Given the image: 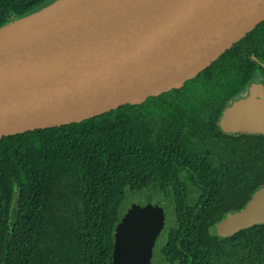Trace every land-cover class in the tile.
<instances>
[{"label": "trees", "instance_id": "obj_1", "mask_svg": "<svg viewBox=\"0 0 264 264\" xmlns=\"http://www.w3.org/2000/svg\"><path fill=\"white\" fill-rule=\"evenodd\" d=\"M50 1L0 0V26ZM263 57L264 21L180 89L1 137L0 264H112L126 190L149 186L169 217L157 264H264V223L208 232L264 185V134L218 126Z\"/></svg>", "mask_w": 264, "mask_h": 264}, {"label": "water", "instance_id": "obj_2", "mask_svg": "<svg viewBox=\"0 0 264 264\" xmlns=\"http://www.w3.org/2000/svg\"><path fill=\"white\" fill-rule=\"evenodd\" d=\"M264 21V0H51L0 26V138L93 118L180 89ZM225 133L264 134V90L226 106ZM158 204L116 223L112 264H151ZM264 223V185L208 228L220 239Z\"/></svg>", "mask_w": 264, "mask_h": 264}, {"label": "rangeland", "instance_id": "obj_3", "mask_svg": "<svg viewBox=\"0 0 264 264\" xmlns=\"http://www.w3.org/2000/svg\"><path fill=\"white\" fill-rule=\"evenodd\" d=\"M255 73H258L257 69H255ZM160 198L161 197L158 193H156L154 186H149V187L142 189L140 191L126 190L125 198L123 200V203L121 204V214H123L125 212V210L131 204L145 205L147 203L160 205L164 209V213H165V206H164V204H162L160 202ZM168 220H169V217H168V214L166 212L164 225L166 224V221H168ZM161 233H160V235H161ZM159 236L156 239V242H155V245L153 248L151 264H157L159 262V259H158L159 257H158V254L156 252V244H157V240H159Z\"/></svg>", "mask_w": 264, "mask_h": 264}, {"label": "flooded vegetation", "instance_id": "obj_4", "mask_svg": "<svg viewBox=\"0 0 264 264\" xmlns=\"http://www.w3.org/2000/svg\"><path fill=\"white\" fill-rule=\"evenodd\" d=\"M264 58V57H263ZM218 59V58H217ZM216 59V60H217ZM256 62H258V64L264 69V60L263 59H259V58H255ZM209 67V66H208ZM255 69H257L258 73H255ZM254 74L252 75V77L250 78V81L248 82L247 85H245L243 87V91L239 94V96L236 99L239 98H243L248 94L249 88L251 85L256 84L259 85L263 88L264 90V73L261 70L260 67L254 66ZM235 100V99H234ZM233 100V101H234ZM230 104V103H229ZM228 104V105H229ZM227 105V106H228Z\"/></svg>", "mask_w": 264, "mask_h": 264}]
</instances>
